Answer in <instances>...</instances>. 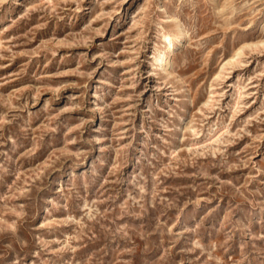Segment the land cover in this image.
Instances as JSON below:
<instances>
[{
  "label": "rangeland",
  "instance_id": "rangeland-1",
  "mask_svg": "<svg viewBox=\"0 0 264 264\" xmlns=\"http://www.w3.org/2000/svg\"><path fill=\"white\" fill-rule=\"evenodd\" d=\"M0 264H264V0H0Z\"/></svg>",
  "mask_w": 264,
  "mask_h": 264
},
{
  "label": "bare ground",
  "instance_id": "bare-ground-1",
  "mask_svg": "<svg viewBox=\"0 0 264 264\" xmlns=\"http://www.w3.org/2000/svg\"><path fill=\"white\" fill-rule=\"evenodd\" d=\"M159 10L163 9V4H159L158 6ZM182 26H178L176 35L181 36L182 35ZM175 42H173V38L170 36L169 33L164 32L162 36V42L160 44V49L155 55V63L158 68H164L165 65L168 63V59L166 57V51H169L170 49L167 50V46L173 45ZM241 50L237 49L234 51V53L230 56V59H235V55L240 54Z\"/></svg>",
  "mask_w": 264,
  "mask_h": 264
}]
</instances>
